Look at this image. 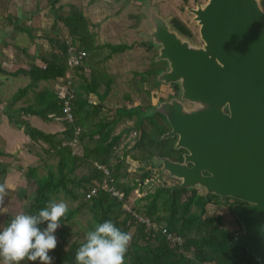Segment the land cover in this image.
Masks as SVG:
<instances>
[{
    "label": "water",
    "instance_id": "obj_1",
    "mask_svg": "<svg viewBox=\"0 0 264 264\" xmlns=\"http://www.w3.org/2000/svg\"><path fill=\"white\" fill-rule=\"evenodd\" d=\"M188 11L202 46L142 0L145 52L165 65L154 69L156 85L177 89L145 116H162L169 131L159 140L175 138L184 151L180 163L153 156L151 164L177 182L173 190L237 201L228 208L240 226L230 244L264 264V11L257 0H207Z\"/></svg>",
    "mask_w": 264,
    "mask_h": 264
},
{
    "label": "trees",
    "instance_id": "obj_2",
    "mask_svg": "<svg viewBox=\"0 0 264 264\" xmlns=\"http://www.w3.org/2000/svg\"><path fill=\"white\" fill-rule=\"evenodd\" d=\"M57 1L51 0V3H56ZM56 20L62 22L69 29V35L73 41V37H77L78 41L81 42L80 44H84V46L87 44L86 40H84V35L87 33L86 24L82 15L75 12L66 17H57ZM20 30L24 31V29ZM26 32L28 33V31ZM105 47L111 51V54L123 53L125 50L131 48L125 44H107ZM95 48L99 47L91 46L88 48V52ZM65 50L66 44L62 43V46L60 45L62 56H50L54 59L53 63L46 64L43 68L32 65L27 71V76L31 81L25 87L18 89L10 100V105L22 99H25V102L31 100L32 104L18 109V113L37 116L42 120H55L64 126L60 134L47 135L32 128L26 121L14 120V125L22 128L24 135L30 141L37 144H40V142L48 144L47 148L40 146V153L47 155L50 153V155L56 158L55 165H45L46 172L43 175H39L38 173L39 166L26 168L24 172L25 189L15 195L17 202L22 204L21 213L38 214L39 210L46 207L49 201L54 200L60 194L66 196L71 201H75L78 196L74 192L79 188H83L80 203L75 207L69 208L66 219L61 220V227L55 233L59 238V242L56 249L51 252L55 261L54 263L62 264L63 262L61 248L70 235L65 225L71 223V220L81 210H85L86 213L91 215L90 224L85 228V236L88 231L93 229L94 225L106 220H111L125 232H128L131 227L135 228V238L140 243L133 242L130 244L125 256V264H258L253 257H245V250L243 248L230 244L233 233L223 228L219 217L202 218L205 213V207L212 201L217 203L218 198L216 196L209 195L207 198H204L202 195H197L195 190H192L189 191L190 194L186 200H181V196L187 193V190L178 191L173 190L174 187L166 186L154 188L150 193L134 201L133 211L140 214L143 219H147L150 223L155 224L158 228L160 227L159 231L148 230L145 223L138 222L136 218L121 209L122 203L129 197L131 188L133 189L136 186L127 187L124 184L122 179L126 178L129 173L122 167L123 160L116 163V158L112 156V147L122 137L123 133L120 132L114 137H109L105 131L103 121L94 120V116L98 115L100 108L97 105L89 104L87 96L89 93L94 92L93 88L96 81L89 82V84L85 83V85H82L77 90L76 88L74 89L73 84L70 82L69 89L74 94L70 102L71 120H57V118L63 117L62 99L57 94H53L48 90L34 91L36 84L40 81L63 78L67 70L76 73L82 71V66L71 69L67 67L64 60ZM0 72L8 75L1 68ZM147 72L146 74L153 75L154 70L151 69ZM28 95H31V99H27ZM115 113L118 118H131L135 116L134 130L140 128L143 120H147L153 125V129L158 135V140L147 139L146 143L142 146L136 143V147L141 152H144V155L140 158L131 157L134 161H150L155 153L152 152V149L155 150V143L161 142L159 138L166 131V122L164 121L165 123L161 127L159 124L153 123V119L150 117L141 118L140 115H143V112L140 106L118 109ZM8 119L10 121V117ZM77 129H79V133L76 135ZM84 129H89V131L85 132ZM84 136L89 139L90 143H94L95 145L98 142L94 141V137H101L102 144L98 146L87 145L84 147L82 153L78 155L66 143L75 138L76 143L79 145L82 143ZM165 141L163 140L162 142L164 143ZM167 143L168 141H166ZM41 162L44 164V160ZM87 162L93 164L92 170L88 171L86 175L78 176L75 171L80 165H85ZM95 163L96 166H94ZM98 167H103L107 175L102 170L97 169ZM19 170L21 171L22 169L19 168ZM0 174H3V170H0ZM104 178L116 189L124 192L122 201L110 198L101 190H98L95 197L89 200L84 199L88 190L96 186L94 182L101 184ZM146 178L145 175L142 177L139 175V178L134 180L137 183L139 180L144 181ZM74 188L75 190H73ZM142 201L144 202L143 205L140 204ZM140 205L143 208L142 210L140 209ZM192 205L197 208V211L194 213H190L189 210ZM46 226V223L40 225L42 229L46 228ZM161 229H164L166 234L173 233L181 237L183 240L182 245L170 247L169 241L166 239L165 234L161 232ZM84 242L85 239L82 242H74L72 244L73 257L71 264H76L75 253ZM35 264H39V261L35 262Z\"/></svg>",
    "mask_w": 264,
    "mask_h": 264
},
{
    "label": "rangeland",
    "instance_id": "obj_3",
    "mask_svg": "<svg viewBox=\"0 0 264 264\" xmlns=\"http://www.w3.org/2000/svg\"><path fill=\"white\" fill-rule=\"evenodd\" d=\"M206 1L207 0H190L188 3L187 0H177V5L175 6L176 11L170 10L165 12L167 13L166 17L169 24L171 25V28L176 30V32H178L181 37L187 39L191 44L197 46H202V41L200 40L198 34L199 28L193 22V15L189 13L188 9H195L197 5H203L206 3ZM257 1L261 9L264 11V0ZM3 2H5V6L2 7L0 5L1 67L4 65L3 67L8 71L14 65L19 66L22 62V58L19 59L18 56L21 54V48L24 47H28L27 51H33L34 54L32 55H36L37 57H40V55L45 53H47L49 56H62L60 45L62 46V43L65 44L66 41L71 43V41L67 34L69 33V29L65 27L62 22L56 20V18L66 17L71 13L78 12L80 15H82L86 24L87 33L84 35V40H86L87 44H85V46L84 44H80L81 42L78 41L77 37L74 38L73 44L78 45L77 47L85 50L86 53L88 52V48L94 46L96 43L108 42L116 45L126 44L130 45L131 47L129 50H125V52L120 56L118 55L119 60L117 64L109 63L107 65V72H105V67L99 66L96 68V70L94 69V71H96V75L93 71L89 74L86 73L85 76H88L89 80H91L90 82L94 80L97 81V79L106 80L105 82H108L107 100L112 101V106L126 108L136 107L135 105L139 104L138 106L141 107L142 112L144 113V117L143 115H140V117L152 118L150 115L145 116V111L148 107H150V105H155L158 102V95L155 91V88L152 87L154 76L151 74H146V72L150 71V69H162L164 64L156 63L153 65L151 63V59L155 55L156 51L153 50L146 54L144 48L145 39L143 38V34L146 33L145 30L141 29L130 34H125L116 28L114 29L113 35H108L100 31L102 29L104 20L107 18V14L114 16V4L118 7H122L120 4L122 2H118L116 0H111V2H107V0H92V2H90V0H80V2L78 0H58L56 3H51V0H4ZM121 10H124L125 14L127 12H134V10H132L130 7H122ZM133 14L135 15L133 21L137 23L139 28L145 27V22H140L137 13ZM118 26L121 28L122 25L120 22H118ZM19 28L24 29V31H21ZM25 30L28 31V33ZM97 31L100 32L98 33ZM28 34L33 36L32 39ZM48 39L56 41V43L59 44V47H55L57 44H51ZM9 44H12L14 48L7 50V46ZM36 46L37 48H35ZM96 57L97 55L91 51L90 59L93 60ZM64 79L66 80L57 79L58 82L55 83L56 86L54 90L58 96L62 93H65V87L63 86L65 85L66 81H69L70 77L67 76ZM74 79L76 81V77ZM23 83L24 82H19L17 85L23 86ZM50 86H52V84ZM36 91L38 90L36 89ZM13 93H16L15 89L11 88L8 92V96ZM111 93H113V97L110 96ZM114 93L117 94L115 97ZM119 96L122 97V99ZM162 98L166 99L167 96L165 95ZM7 107H12V105H10V101ZM115 109L118 110L117 108H113L112 110V108L107 107V112H101L99 115L94 116V120L103 121L105 124V131L109 137H114L120 132L123 133L122 137L119 138L112 147V156L116 158V163L123 160L122 167L129 173L126 178L122 179L124 184L127 187H132L134 185L136 186L133 188V190L131 188L129 197L125 201L126 206L128 207L127 209L131 211L133 209L132 202L134 203L136 199L142 198L145 194L150 193V191L156 187H171L176 185V182H174L173 179L160 177L156 174V170H152L150 171V174L147 176L142 186H139L136 183L134 179L139 178L144 166L149 164V161H134L131 159L133 156L140 158L144 155V152H141L140 149L136 147V143H139L140 146H142L146 143L147 139L158 140V135L154 131L153 125L147 120H143L140 128L134 130L136 117L132 116L131 118H118L114 112L116 111ZM23 116L24 115L22 113H18L15 119L17 121H22ZM84 131L88 132L89 129H84ZM20 133H23V131L20 130ZM94 139V141L98 142L97 145L90 143L89 139L84 136L82 143L73 147L74 152L80 154L87 145L98 146L99 144H102L101 137L95 136ZM167 144H172V140L168 141ZM0 150H3L2 145H0ZM9 150L13 151L12 149ZM152 152H155V150L152 149ZM37 156L34 154L28 155L27 151H25L21 158L15 157L16 159L11 157L9 154L0 155V170H3V174H0V184H7L9 187L7 189L10 191H7V196L5 197L6 211H0V229L6 227L10 223L11 219L22 212V204L17 202L15 195L19 194L25 189L26 182L24 178V172L26 168L37 165L39 166V175H43L46 172L45 165H55L56 163L55 156L50 155V153L47 155L37 152ZM43 160L44 164L41 162ZM92 167L93 164L91 162H87L85 165H80L75 172L78 174V176L86 175L88 171L92 170ZM19 168L22 170L20 171ZM97 184L98 183L94 182V185ZM73 190H75V188ZM195 191L197 195L203 194V192L199 189H195ZM74 193H76L78 196L75 201H71L69 198L61 194L58 195L54 200L65 201L69 208L75 207L82 199L83 188L77 189V191ZM189 194V191L183 194L181 196V200H186ZM231 203L232 199H227L226 203L224 204H218L212 201L205 207V213L203 214L202 218L219 217L221 225L225 230L230 233L238 232L240 230V226L235 222L233 217L228 212V208ZM140 204L143 205L144 202L142 201ZM141 205L140 209L142 210L143 208H141ZM189 210L190 213H194L197 211V208L192 205ZM139 212L141 211L139 210ZM71 221V223L65 225L70 235L61 248L63 255L62 264H71V259L73 257V249L71 246L74 242H82L85 239V228H87L88 224H90L91 215L86 213L85 210H81ZM134 230L135 228L131 227L127 232L132 237L131 243H140V241L135 238ZM57 240L59 242L58 237ZM49 255L52 256L51 252ZM54 262L55 261L53 258V264H55ZM0 264H2V258H0ZM23 264H28V261H24Z\"/></svg>",
    "mask_w": 264,
    "mask_h": 264
},
{
    "label": "crops",
    "instance_id": "obj_4",
    "mask_svg": "<svg viewBox=\"0 0 264 264\" xmlns=\"http://www.w3.org/2000/svg\"><path fill=\"white\" fill-rule=\"evenodd\" d=\"M4 0H0V5L4 7L5 2ZM80 2V0H78ZM120 3L122 7H130L134 12H127L125 14L124 10H121L122 7H118L114 4L113 6V14L114 16H110L107 14V18L104 20L102 24V29L100 30L101 32H104L105 34L108 35H113L114 34V29H119L120 32L125 33V34H130L133 32H136L137 30L144 29L145 32H149V25L147 19L143 18L142 16V0H116ZM150 6H153L157 9L158 13L160 14L161 17L166 18L167 13L166 11L174 10L177 0H148ZM179 1V0H178ZM190 0H187L189 3ZM107 2H111V0H107ZM154 2V3H153ZM133 13H137L139 16L140 22L144 23L145 22V27L139 28L136 22H134V17L135 15ZM118 22L121 23V28L118 26ZM15 27V26H13ZM21 29V28H19ZM28 30V29H27ZM100 31H97L98 33ZM10 35V33L8 32ZM68 36L70 37L71 43L74 41L72 40V37L67 33ZM29 35V34H28ZM29 37L32 39L33 36L31 34ZM52 38V37H50ZM76 38V37H73ZM48 41L51 44H57L56 41L52 39H48ZM67 42V41H66ZM111 44V45H116L113 43H96L94 45L98 46L99 48L92 49V51L97 55V57L93 60L90 59L91 51L87 52V58L82 64V71L72 72L70 70H67L65 73V76L63 78H56L54 80L50 81H40L36 84V87L34 89L35 92L36 89L38 91L40 90H48L51 91L53 94H56L55 92V83L58 82L57 79H63L66 78L67 76L70 77L71 79V84H73L74 89L76 88L79 89L82 85H85V83H88L91 81L89 80L88 76L86 77L85 74H89L96 70L97 67H105V72H107L106 68L109 63H116L119 60V56L122 53H117V54H111V51L108 49L107 53V47L105 45ZM76 45V44H74ZM126 45V44H125ZM32 46V45H31ZM78 46V45H76ZM130 46V45H128ZM55 47H59V44H57ZM11 48H14L12 44H9L7 46V50H10ZM28 47L21 48V54L18 56V58H22V62L20 63L19 66L14 65L11 67L10 70H6L3 66L0 68L8 73V75L2 74L0 72V145L3 146V150H0L1 155L3 154H9L13 158H21V156L24 155L25 151H27L28 155L34 154L37 156V152L40 153V146L47 148L48 144L44 142H40V144L34 143L28 139L27 136H25L23 133H20L19 127L13 125L15 117L18 115V109L20 108H25L26 106L32 104V101L29 100V102H25V99H22V101H19L15 104L12 105V107H7L10 101V98L14 95L11 94L8 96V92L11 88L15 89V92L20 89L25 87L26 85L29 84L31 81L29 77L27 76V71L32 65L38 66L40 68H43L46 64H51L53 63L54 59L50 57L47 53L40 55V57H37L34 54L33 51H27ZM37 48V46L35 47ZM125 52V51H124ZM123 52V53H124ZM27 54V55H26ZM119 55V56H118ZM95 75H96V71ZM104 72V71H102ZM76 77V81L75 78ZM3 79V80H1ZM69 79V80H70ZM80 79V80H78ZM87 80V81H86ZM106 80H101L97 79L95 86H94V92L89 93L87 96L88 103L91 105H97L100 108V112H107V107L112 108H117V109H122L117 106H112V101L107 100V83L105 82ZM19 82H24L23 86H19ZM52 84V86H50ZM9 86V87H8ZM65 87V85L63 86ZM117 94L114 93V97ZM113 97V93L111 95ZM31 95L27 96V99L30 98ZM120 97V96H119ZM122 99V97H120ZM153 100V99H151ZM22 102V103H21ZM139 105V104H138ZM135 105V106H138ZM116 110V109H115ZM117 111V110H116ZM114 111V112H116ZM10 117V121L8 119ZM23 121H26L29 123V125L32 128L37 129L38 131H41L44 134L47 135H54V134H60L63 131V124H61L58 121L55 120H42L41 118L37 116H31V115H24L22 118ZM60 136V135H59ZM27 146V147H26ZM9 149H12L13 151H10ZM33 151V153H32ZM36 151V152H35ZM38 157V156H37ZM15 158V159H16ZM56 159V158H55ZM37 166V165H35ZM5 184V183H3ZM7 185V184H6ZM7 188L8 185H7ZM7 191H9L7 189ZM10 192V191H9Z\"/></svg>",
    "mask_w": 264,
    "mask_h": 264
},
{
    "label": "clouds",
    "instance_id": "obj_5",
    "mask_svg": "<svg viewBox=\"0 0 264 264\" xmlns=\"http://www.w3.org/2000/svg\"><path fill=\"white\" fill-rule=\"evenodd\" d=\"M97 169L107 175L103 167ZM6 196L7 185L0 184V211H6ZM68 211L65 201L51 200L38 214H17L6 227L0 229L2 264H23L24 261L30 264L37 261L39 264H53V257L49 253L57 247L55 233L61 227V220L66 219ZM44 223L47 226L42 229L40 225ZM260 231L264 235V226ZM131 239L129 233L111 220L98 223L86 233L85 242L77 249L76 264H125Z\"/></svg>",
    "mask_w": 264,
    "mask_h": 264
},
{
    "label": "built area",
    "instance_id": "obj_6",
    "mask_svg": "<svg viewBox=\"0 0 264 264\" xmlns=\"http://www.w3.org/2000/svg\"><path fill=\"white\" fill-rule=\"evenodd\" d=\"M66 50H65V64L69 69L71 68H77L78 66H82L83 62L85 61L87 57V53L83 49H78L76 45L72 43L66 42ZM70 80L65 83V93H62L59 95V97L62 99V112H63V117L62 118H57V120H71L72 119V114L70 113V102L73 99V92L72 90L69 89L70 86ZM76 135L79 133V129L76 130ZM76 139L74 138L72 141L69 143H66L68 146H70L72 149L74 146L78 145L76 143ZM100 168V167H98ZM106 175V174H105ZM98 190L103 191L106 193L110 198H116L119 201H122L124 198V192L116 189L111 183L108 182L106 178L102 180L101 184H97L96 186L92 187L91 189L88 190V192L85 194L84 199L89 200L92 197H95L96 194L98 193ZM133 205V202H132ZM128 207L126 206V202H123L121 209L125 213H129L132 215V217L136 218L138 222H143L146 224V227L148 230H158L159 228L155 225L150 223L147 219H143V217L140 214H137L133 211V209L130 211L127 209ZM134 213H133V212ZM161 232L165 234L166 239L169 241V246L174 247V246H180L183 243V240L181 237L173 234V233H167L164 229H161Z\"/></svg>",
    "mask_w": 264,
    "mask_h": 264
},
{
    "label": "flooded vegetation",
    "instance_id": "obj_7",
    "mask_svg": "<svg viewBox=\"0 0 264 264\" xmlns=\"http://www.w3.org/2000/svg\"><path fill=\"white\" fill-rule=\"evenodd\" d=\"M152 60V59H151ZM153 65H154V63H153V61L151 62ZM165 68V65H163V68L162 69H164ZM151 70V69H150ZM154 70V69H153ZM154 82H153V84H152V87H154L155 88V91H156V93H157V97H158V100H160V99H163L162 97L163 96H167V98H169L170 96H173V95H176V93H177V89H176V87L175 86H163V85H156L157 83H156V81H155V77H154V80H153ZM144 114V113H143ZM155 118V119H154ZM152 119H153V123H155L156 125H164V121L165 120H163V118L162 117H160V116H157V115H153L152 116ZM162 127V126H161ZM165 129H166V131H165V133L167 132V131H169V128H168V126L167 125H165ZM170 140H172V144H166V141H170ZM159 141H161V140H159ZM164 143L161 141V142H156L155 143V153H154V156H158V157H164V158H168V159H170L171 161H173V162H182V156H183V154H184V151H182V150H175L174 149V145H175V138H173V139H168V140H166ZM144 171H142L141 173H140V176L142 177V176H148L149 174H150V171H152V170H156V174L157 175H159L160 177H164V178H166V179H169V178H167L165 175H163V174H161L160 172H159V169L158 168H155V167H153L152 166V164H151V159H150V161H149V164H146L145 166H144ZM145 181V180H144ZM144 181H141V180H139L138 182H137V184L139 185V186H142L143 185V183H144ZM174 182H176L175 180H173ZM176 185H177V182H176ZM176 185H173V186H171V187H175ZM233 203H237V202H234V200H232V203L231 204H233Z\"/></svg>",
    "mask_w": 264,
    "mask_h": 264
}]
</instances>
